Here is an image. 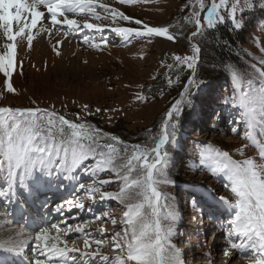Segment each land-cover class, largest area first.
<instances>
[{
  "label": "rangeland",
  "instance_id": "rangeland-1",
  "mask_svg": "<svg viewBox=\"0 0 264 264\" xmlns=\"http://www.w3.org/2000/svg\"><path fill=\"white\" fill-rule=\"evenodd\" d=\"M187 2L188 0H141L127 5L120 4L117 0H96V12L101 17L109 18L96 20L91 14L68 13L69 18L81 22V28L70 31L67 36V26L52 27L49 22H44L46 27L40 28L30 51L26 41L18 46L17 61L22 62L23 74H20L18 68L12 76L16 89L14 94L4 90L5 77L0 73V93H3L0 96V107L39 108L72 121L76 120V114L79 113L81 120L87 121L93 128L98 127L106 134L119 137L123 143L115 147L120 149L121 154L125 147L131 154L134 145L152 146L153 138L158 137L163 122L168 119L167 112L181 99L180 94L184 92L191 75L190 70L182 63L177 64L173 57L191 56L193 44L201 49L207 47L214 37L210 33L213 29H205L203 36L191 39L195 28L193 23L185 19L191 13V8L184 7ZM209 2L210 0H205L206 4ZM231 2L233 0H230ZM99 4L116 8L149 26H168L170 32L176 35V42L168 41L164 37L125 36L111 31V28L117 26L138 29L142 26L123 20L111 23L110 15L104 12ZM240 5L244 12L241 14L238 10L237 18L244 24L242 29L234 31L230 21L219 24H225L230 32H243L242 39L236 42L234 49L227 51L228 55L231 54L230 59L223 64L217 58L216 61L215 58L212 60L213 55L210 56L212 63L207 57L201 58L203 50L200 51L195 83L189 86L191 95L187 97L192 103L180 105L181 111L172 121L177 125L175 137L165 146L169 157L162 178L171 183L160 185V190L167 194L169 205L168 208H161V217L168 216L169 213L172 215L168 220H161V227L163 231L172 228L171 241L179 249V258L184 264H251L250 256L245 251L231 249V258L223 255L227 245L226 231L230 225L219 222L214 231L206 228V221L202 223V216L197 213V207L192 204L189 193L195 188H200L208 194L233 199L228 187L229 181L222 174L213 175L206 165L200 163V154L209 149L228 152L234 161L252 157L260 162L258 152L264 145V121L260 120L259 116L264 112V106L259 102L258 96L255 106L256 121L251 127L243 122L240 114L244 109L239 106L240 89L247 87V82L242 81L240 89L236 88L231 69L249 73L252 76L253 89L260 86L249 66L258 64L264 56L259 50L264 46V11L261 10L264 8V0H256L254 6L253 0H240ZM43 10L46 12V9ZM86 19L88 22L101 24L104 30L101 32L83 28L82 24ZM47 28L51 29L50 34L45 32L44 29ZM101 37L107 39L106 45L100 43ZM58 40L62 41V46L58 48L60 55L53 50ZM233 40L236 41L235 38ZM2 43L3 39L0 37V45ZM96 44H99V47L94 46ZM169 65L173 67L170 68ZM222 71L225 77H220ZM206 74L214 80L209 86L205 80L203 82V76ZM159 83L161 86H157ZM140 94L147 98L146 102L137 99ZM85 104L88 105L87 111L83 108ZM97 108L101 111L97 112ZM198 111L203 112L199 117ZM195 116L198 119H195ZM3 118L7 119V114H3ZM41 118L46 124L48 117ZM233 128H237L238 132L233 133ZM246 134L251 139H246ZM2 157L0 153V159H3ZM86 163L94 165L93 161ZM0 168L4 171L3 166ZM75 176L77 185L73 188L71 197L73 201L85 205L88 209L86 213L93 211L94 216L66 223L69 216L67 219L62 218L63 214L60 213L57 218H61L57 224L55 219L48 227L51 229L52 225H57L63 229L65 224H85L84 234L69 232L65 235L51 230L54 238L59 236L60 240L67 241V247H73L75 242V246L80 249L79 252L68 253L71 256L69 264L80 261L102 264L98 257L82 255L96 249V239L104 242L100 251L110 257L108 264H115V257L126 255V249L123 252L114 250L116 241L113 239V233L123 228L119 221L126 209L117 200L101 199V193H117L122 181L104 171H99L96 177H91L86 175L83 169H79ZM2 179L4 178L0 176V180ZM6 179L3 182L6 183ZM93 179H111L113 183L104 185L94 198H89L78 189V185L83 183L88 187ZM205 200L207 204L210 202L206 197ZM164 203L165 200L162 199L161 204ZM52 205L57 208V204ZM80 209L82 212L83 208ZM104 212L115 217L117 225L113 226L111 220L103 216ZM50 218L49 216L48 219ZM212 237H215V242ZM54 238L52 244L56 243ZM85 238L90 240L88 249L83 245ZM236 242L241 241L236 239Z\"/></svg>",
  "mask_w": 264,
  "mask_h": 264
},
{
  "label": "snow or ice",
  "instance_id": "snow-or-ice-1",
  "mask_svg": "<svg viewBox=\"0 0 264 264\" xmlns=\"http://www.w3.org/2000/svg\"><path fill=\"white\" fill-rule=\"evenodd\" d=\"M117 2L132 5L141 0ZM255 2L256 0H253V6ZM97 6L96 0H0V37L3 39L0 45V73L5 77L4 90L10 94L16 92L12 76L18 68L20 74H23L22 62L17 61L18 46L26 41L30 51L44 22H49L52 27L67 26V36L70 31L81 28V22L69 18L68 13H87L96 20H107L108 16L101 17L96 12ZM99 7L110 15L111 23L123 20L142 26L139 29L117 26L111 28V31L125 36L164 37L168 41L176 42L177 37L170 32L168 26H149L142 20L106 4H99ZM184 7L191 8L190 15L185 19L194 25L195 30L191 33L193 40L203 36L205 29H214L217 24L226 21L231 22L234 31L244 27L243 22L237 18L238 10L241 14L244 12L240 0H233L231 3L230 0H210L207 4L205 0H188ZM43 9H46V12ZM261 10L264 11V8ZM82 27L101 32L104 30L101 24L88 22L87 19ZM44 30L50 34V28ZM100 43L106 45L107 39L101 37ZM60 46L62 41L58 40L53 49L57 55H60ZM94 46L99 47V44ZM259 50L264 53V46ZM200 51V47L193 44V55L173 57L177 64L182 63L190 70L188 84L180 94L181 99L167 112L168 119L163 122L158 137L153 138L152 146L134 145L131 154L126 147L121 154L120 149L115 147L123 143L119 137L106 134L98 127L93 128L87 121L81 120L79 113L76 114V120L72 121L39 108L0 107V153L3 156L0 166L4 167L7 177L6 188L0 189V196L11 199L15 195L17 185L23 190L32 191L33 187L38 189L47 183L54 174L59 176L62 173L75 172L77 169H83L84 173L91 177H96L99 171L111 173L122 181L121 187L117 193H101V199L117 200L126 209L119 221L123 225L122 230L113 233V239L116 241L114 250L123 252L126 249V255L115 257V264H184L179 258V249L171 241L172 228L163 231L161 227V220H168L172 214L161 217V208H168L169 205L167 194L160 190V185L171 183L162 178L169 157L165 146L175 137L177 125L172 121L181 111L180 105L192 103L187 97L191 95L189 86L195 83ZM249 67L260 82L256 89L251 86L252 76L249 73L231 69V75L238 89L242 81L247 82V87L240 89L239 106L244 109L240 114L243 122L251 127L257 119L255 106L258 96L259 102L264 106V56L258 64L253 63ZM169 82L171 83V80ZM2 95L3 93H0V96ZM137 99L145 102L147 100L142 94L138 95ZM83 108L87 111L88 105H83ZM96 111L100 112L101 109L97 108ZM3 114H7L8 118H3ZM42 116L48 117L46 124ZM259 119L264 121V112L260 113ZM232 131L237 133L238 129L233 128ZM245 138L251 139L247 134ZM258 156L260 162L252 157L234 161L228 152L212 149L200 154L201 165H206L213 175L222 174L229 181L228 187L233 195L232 200L227 197L219 198L234 210V217L228 222L230 227L226 231L227 245L223 255L231 258V249L245 251L250 256L251 264H264V145L259 148ZM88 161H93L94 165L86 163ZM111 183V179H93L88 187L80 183L78 189L89 198H94L100 188ZM162 199L165 200L163 205ZM76 207L84 208L85 205L81 203ZM62 208L63 205H57L56 211L59 212ZM103 216L110 219L113 226L117 225L115 217L109 216L107 212H104ZM51 227L65 235L69 232L85 233L83 223L76 226L65 224L63 229L57 225ZM48 232V228L41 229L34 240L41 241ZM19 235L22 236L23 233ZM54 239L56 243L50 247L44 246L48 252V264H60L66 253L80 251L75 242L74 246L69 248L66 240H60L59 236ZM236 239L241 242L237 243ZM25 242L22 241L21 244ZM94 243L97 245L96 249L91 253L85 252L84 255L98 257L102 264H108L110 257L100 251L103 240L96 239ZM58 244L64 246L59 247ZM83 245L88 249L90 240L85 238ZM0 247L4 245L0 244ZM52 255L60 259L53 261ZM208 255L210 254H206ZM36 264L44 262L37 259ZM75 264L87 262L80 261Z\"/></svg>",
  "mask_w": 264,
  "mask_h": 264
},
{
  "label": "bare ground",
  "instance_id": "bare-ground-1",
  "mask_svg": "<svg viewBox=\"0 0 264 264\" xmlns=\"http://www.w3.org/2000/svg\"><path fill=\"white\" fill-rule=\"evenodd\" d=\"M44 27H46V26L43 23V28ZM1 168H0V170H2ZM3 170H5V169L3 168ZM3 175H4L3 178L5 180L7 178L6 177V172H3ZM48 198L49 197H47V199ZM206 199H208V198L206 197ZM2 202H3L2 199H0V205L2 204ZM53 202H55V201H53ZM208 204H211V203L208 202ZM228 207L229 206H227V208ZM229 209H230V212H231V218L230 219H233V217H234V210L231 209L230 207H229ZM2 214L3 213L1 211L0 212V244H3L4 247H0V255L1 254L6 255L9 252H11V253L17 254L16 257L18 259H21V258L24 257V253L27 251L28 252V255L25 256V260H24L25 263L24 264H36V260L37 259H40L41 261L44 262V264H47L44 261L43 257H41V256L46 255V257H48L47 249H45L44 246L45 245H48L50 247L52 245V241H53L54 235L51 233V230H53L55 232L56 229L55 228H51L50 229L48 227V225H46L43 228H48L49 229V232L46 234V236L41 241L36 242L34 240V237H35V235H37L36 232L39 229H43L42 227H38V228L35 227L34 230L31 231V233H29V234H33V235H30L28 237H24L25 235L22 232L21 228H20V231H18V227L19 226H17V225H14L13 226V225L7 223L5 217L2 216ZM48 218H49V216L47 217V220H45V221H49L50 219H48ZM74 218H78V217L75 216ZM43 220L44 219L42 218V221ZM54 220H55V218L53 219V221ZM73 221L74 220H71V221H68V222H73ZM21 233H23L22 236L19 235ZM10 241H15V243H11ZM22 241H26V242L21 244ZM27 245H29L28 248H27ZM41 249H44V251L42 252ZM51 259L53 261H55V260H58L60 258L57 257V256H55V255H52ZM67 263H68V260H67L66 254H65L64 259L60 260V264H67Z\"/></svg>",
  "mask_w": 264,
  "mask_h": 264
},
{
  "label": "trees",
  "instance_id": "trees-1",
  "mask_svg": "<svg viewBox=\"0 0 264 264\" xmlns=\"http://www.w3.org/2000/svg\"><path fill=\"white\" fill-rule=\"evenodd\" d=\"M210 33H212L214 37L210 40L207 47L201 48V50H203L201 58L207 57L209 59V62H211L210 56L213 55L212 60L215 58L214 60L216 61L217 58L223 64L226 60L230 59L229 55L231 54L228 55L227 51H231V49L235 48L236 42L242 39L243 32L241 33H236L234 31L230 32L228 28L225 26V24H219ZM215 37H216V41H214ZM234 38L236 39V41L233 40ZM213 63L215 64V62ZM220 73H221L220 77L222 76L225 77L223 71ZM161 78L164 79L163 76ZM204 80L205 83H208V86L213 84L214 82V80L210 77L209 74L203 76V82ZM157 86H161V84L159 83ZM154 91H158V89H154Z\"/></svg>",
  "mask_w": 264,
  "mask_h": 264
}]
</instances>
